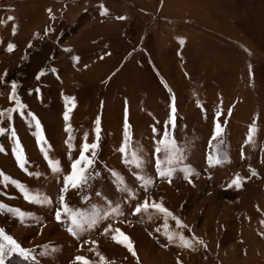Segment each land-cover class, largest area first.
Masks as SVG:
<instances>
[{"label": "rangeland", "instance_id": "1", "mask_svg": "<svg viewBox=\"0 0 264 264\" xmlns=\"http://www.w3.org/2000/svg\"><path fill=\"white\" fill-rule=\"evenodd\" d=\"M145 1L157 14L146 17L148 24L138 32L127 26L118 54H110L94 31L121 20L106 0L68 6L63 0H0V172L51 200L30 203L0 178V204L26 214L20 218L0 209V229L31 253L28 260L4 255L3 264H264V0ZM74 40L80 49L69 46ZM12 84L26 106L23 114L11 111L17 107L10 99ZM66 98L75 103L68 121L71 149L63 119ZM125 111L130 139L122 154ZM28 112L40 121L45 150L60 162L59 173L45 160ZM85 135L89 144L98 143L95 163L87 184L69 187L65 201L88 216L117 207L122 214L73 236L68 221H56L55 211ZM165 135L179 149L171 183L155 166L158 158L166 166L160 144ZM17 138L27 158L24 170L14 155ZM133 153L142 160L140 168ZM184 168L192 170L191 184ZM138 175L152 183L142 187ZM237 176L240 188L229 187ZM144 200L162 201L186 227L152 209L134 215ZM165 224L193 246H181L178 237L169 243ZM109 226L130 238L135 257L113 241L118 233L105 234Z\"/></svg>", "mask_w": 264, "mask_h": 264}, {"label": "snow or ice", "instance_id": "2", "mask_svg": "<svg viewBox=\"0 0 264 264\" xmlns=\"http://www.w3.org/2000/svg\"><path fill=\"white\" fill-rule=\"evenodd\" d=\"M51 10H49L50 12ZM9 20H13L14 17L9 16L8 17ZM119 19H125V17H119ZM0 23H2V21H0ZM13 34H15V26L12 29ZM181 43H183V41H181ZM29 47H31V45H29ZM14 50V45L13 44H9L7 46V51L8 52H12ZM77 61L79 60L78 57L74 58ZM44 75L43 72H41L36 79H40V76ZM12 92H11V97L10 99L15 101L16 104V108L12 109L11 111H20L21 114H23V109L26 107L17 97V93H16V85L12 84ZM68 105H71V107H68ZM75 107V103H74V99H69L66 98V110L63 114V119L66 122V126H65V131L67 133H69V137H68V146L69 149L72 148V144H71V140L73 139V137L71 136V125L68 124V121L70 119L69 117V112L71 111L72 108ZM175 112L176 109L173 106L172 107V121L174 123L175 121ZM4 115V113H0V116ZM219 115V114H218ZM27 116L31 117V121L35 122V137H36V142L37 144H39L41 146V152L44 154V158L46 161H48V165L50 167V169L52 170V172L54 173H59L61 171L60 168V162L57 160H53L48 156L47 151L45 150V145L47 144V140L46 137L43 134V130H42V125L40 123V121L38 120V118L35 116V114L28 112ZM9 119H11V116L9 115ZM30 121V123H31ZM101 121L100 118L98 117L95 120V132H96V141L98 142L100 139V132H101V127H100ZM129 127L130 125L127 122V111H125V122H124V138H125V146L120 147L119 151L122 154H126L127 152V141L130 139V135H129ZM255 129L251 128L250 129V135H249V140H251V132H253ZM222 132V128L221 125L219 123L216 124V135H219ZM13 137H16V133L15 131L12 132ZM85 142L82 145V149L80 150V154L79 157L77 159L74 160V162H72L71 164V173L66 175L64 177V187L62 190V193L59 196V203H60V207L55 211V219L58 223H64L65 220L68 221V226L66 228V230L73 236H78L82 231H84L87 228H92L94 227L100 219H107L110 216H112L113 214L115 215H120L122 213L119 212V208L117 207L113 212H105L103 214H100L98 212H93L92 216H88L86 213L79 211V210H73L71 209L68 204L65 201V193H67L69 187H71L72 189H79L81 187H83L84 185L87 184L88 179H89V175H88V169L91 168L93 166V164L95 163V158H96V149L98 147V143H91L89 144L87 142V136L85 135L84 138ZM160 144L163 145V152H164V156L165 159L163 161V164L166 165L164 167H162V162L161 160L158 158L156 160V169H157V175L161 178H166L168 180L169 183H171V177L173 172L175 171V168L172 166L174 164L175 161H177L179 159L178 153H179V149L176 147L175 145V141L174 140H169L167 138V136L165 135V139L160 141ZM0 151H2V149H0ZM162 149L161 147H157L155 149V154L157 155V157H159V154L161 153ZM86 153H89V155H86ZM14 155L16 157V161L18 166L24 170L25 169V165L27 163V158L24 155L23 152V148L18 140V138L16 139V149H14ZM132 162L135 164V166L137 168H140L142 166V160L139 158V156L136 153L132 154ZM209 162H212V158H209ZM218 162V161H217ZM125 163H128V157L125 155ZM184 172V179L188 181L189 184L192 183V180L190 179V176L192 175V170L189 168H184L183 169ZM251 174L253 176L257 175V173L252 170ZM112 175L114 177H116L119 182L121 184L124 183L123 179L119 176V173L113 171ZM0 178H3V180L5 182L8 183H12L13 185H15L17 188L20 189V191L23 193L24 197L26 200H28L30 203H38V204H43V203H51V200L48 197H39L38 195H33L31 194L23 185H20L18 181L12 180L10 177L4 175L3 172H0ZM137 179L139 181L142 182V187H146L147 185L152 183L151 179H147L145 178V176L143 175H138ZM241 179L239 176H237L233 181L232 184L229 185V187H232L233 185H235V187L237 189L240 188L241 186ZM123 191L128 192L129 190L125 187L124 189H122ZM97 195H99V193H97ZM131 195H135L134 193H131ZM109 207H111V205H109ZM7 208L6 205L0 204V209H5ZM149 209L154 210L157 213L162 214L164 217H171L173 220H175V223L178 227H186L185 225L182 224V222L180 221L179 218L175 217L174 214L163 205V202H156V201H148V200H144L141 203H138L135 208H134V215H139L142 213H146L149 211ZM7 211L9 212H13L15 215H17L20 218H23L26 214L24 212H22L19 209H11V208H7ZM165 237L168 240L169 243H172L174 241V239H176L178 237L181 246L183 247H187V248H191L192 242L189 241L188 239H186L182 234L180 233H176V235L174 236L173 234H170L167 231V224H165ZM105 234L109 233V232H114V233H118V235H113L112 239L113 241H115L117 244H121L124 247L127 248V250L135 257L137 254L136 252L133 250V243L131 242L130 238L123 233L122 231H120L119 229H113L110 226L105 228ZM198 243H203V241H196ZM18 254L19 256L23 257L25 260H28L29 257L31 256V253L29 250H26L25 248H23L12 236L7 235L2 229H0V264H3V257L4 255H10V254ZM76 259L79 261L82 258L81 257H76ZM101 260H104V257H101ZM177 264H180V262L178 261Z\"/></svg>", "mask_w": 264, "mask_h": 264}, {"label": "crops", "instance_id": "3", "mask_svg": "<svg viewBox=\"0 0 264 264\" xmlns=\"http://www.w3.org/2000/svg\"><path fill=\"white\" fill-rule=\"evenodd\" d=\"M74 1L75 0L73 1L63 0V3H67L68 6L69 3H73ZM106 1L109 2L110 8H112L113 15L125 17V19H121L116 25L100 27V29L94 31L98 32L100 39L103 42H105L104 46L102 45L103 48L111 50L110 54H116V53L118 54L120 47V46L118 47L119 37L120 34L123 32V30L127 26L132 25L134 28H136L138 32L141 28H143L144 25L148 24L146 17L152 15L154 16L157 14V12L152 11V9L154 10V8L151 5H149V3H146L145 0H106ZM70 16L74 17L73 15ZM70 19L71 22H74L76 20V18H74L73 20L72 18ZM114 40H116L117 43H115ZM73 42L75 44L72 43L69 46L73 48H77L79 46L80 49L81 47L79 45L80 41L74 40ZM73 52L75 53L77 51H73Z\"/></svg>", "mask_w": 264, "mask_h": 264}, {"label": "bare ground", "instance_id": "4", "mask_svg": "<svg viewBox=\"0 0 264 264\" xmlns=\"http://www.w3.org/2000/svg\"><path fill=\"white\" fill-rule=\"evenodd\" d=\"M200 245V244H199Z\"/></svg>", "mask_w": 264, "mask_h": 264}]
</instances>
